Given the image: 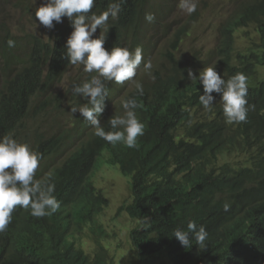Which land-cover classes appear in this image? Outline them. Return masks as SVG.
I'll return each mask as SVG.
<instances>
[{"label":"trees","instance_id":"trees-1","mask_svg":"<svg viewBox=\"0 0 264 264\" xmlns=\"http://www.w3.org/2000/svg\"><path fill=\"white\" fill-rule=\"evenodd\" d=\"M146 1L124 0L118 18L108 21L103 45L107 51L113 47L136 49L126 36L132 26L134 32L142 33L137 28L139 21L152 13L145 11ZM112 2L95 0L92 13L99 15ZM235 3L236 9L222 21L228 29L229 47L221 44L211 51L213 57H219L217 73L225 80L253 72L246 68L242 56L234 63L228 53L234 50L237 29L253 24L259 32V44L244 48L245 55H252L253 50L264 52V0ZM154 17H160V12ZM185 29H179L177 35ZM72 31L70 20L62 17L61 22H54L48 41L35 36L27 39L29 48L24 56L14 50L17 43L13 47L6 40L0 44V138L12 136L33 108L44 111L62 97L52 92L74 67L64 55ZM91 38L97 37L93 34ZM174 64L165 78L152 73L153 80L146 74L149 80L139 82L142 96L134 86L124 98L137 101V117L145 125L136 148L112 145L97 137L79 112L71 114V107L86 103V98L74 95L68 99L66 114L74 117L72 129L58 139L37 138L34 149L42 157L35 178L50 179L55 184L60 208L50 217L37 218L17 207L11 223L0 233V264H113L102 247L93 259L75 247L77 235H83L86 228L94 236L103 234L98 218L108 208L109 200L97 189L91 175L96 165H102L105 153L107 163L129 178L130 202L121 205L117 214L125 213L137 223L130 231L136 264H264V83L247 78L245 122L227 124L220 95L215 92V118L194 120L192 112L202 108L199 96L204 94L203 86L188 77L189 68L181 59H174ZM79 72L72 85L80 84L81 77L90 80L96 75L85 73L83 66H79ZM106 87L108 94H114L110 84ZM107 99L98 119L105 131H110L108 120L119 114ZM62 143L71 144L73 149L58 150ZM246 147H252L261 157L254 161V169H249L252 157ZM249 180L254 182L253 187L246 190L244 185ZM225 204L230 206L227 212ZM189 221L207 230L204 250L195 244L185 249L172 236L176 229L186 230Z\"/></svg>","mask_w":264,"mask_h":264},{"label":"clouds","instance_id":"clouds-1","mask_svg":"<svg viewBox=\"0 0 264 264\" xmlns=\"http://www.w3.org/2000/svg\"><path fill=\"white\" fill-rule=\"evenodd\" d=\"M123 2L124 0H113L106 11L97 15L92 13L95 0H47L46 4L35 10V17L39 24L49 29L53 27L54 21L59 23L62 17H67L73 29L65 46L66 51L64 55L68 64L78 66V71L79 66H83V71L85 73L96 74L93 75L90 80H88L87 76L85 78L81 77L80 84L78 85H72V82L79 75L75 74L71 77L72 81L66 90V95L71 96L68 99L71 100L74 95L76 97L80 96L86 98V103L71 107V114L79 112L94 128V134L97 137L112 145L119 143L131 149L138 146L137 138L144 134L145 125L137 117V101L134 98H124L133 91L134 86L139 95L142 96L144 94L143 86L139 83L142 79L139 82L134 80L138 69L141 67L143 59L142 50L144 49L137 47L134 51H130L126 47H113L109 52L103 47L106 34L109 30V18L111 17L113 20L118 18ZM179 7L182 11L191 15L196 11L197 3L196 0H179ZM224 7L226 8V12L224 13L222 21L236 9L237 4L235 0H226ZM154 19L155 17L152 13H147L145 15V20L149 23L153 22ZM222 21L218 28L214 30L216 35L209 49L210 53L215 48H220L221 44L228 45L229 47L230 37L228 29L222 25ZM97 28L100 29V35L98 38L92 39L91 37L96 32ZM248 28H253L256 41L248 45H243L240 50L236 51L237 31ZM130 30H132L134 37L139 34L142 35L141 32H134L133 26L129 28L127 34ZM218 33H221V35L218 36ZM225 37H227L226 40H223ZM233 37L234 50L232 53H228L232 56L234 63L242 56L245 60L246 68L253 69V72L247 73L246 76L242 73H238L225 80L215 71V66L205 67L201 71L198 68L207 64L204 59H197L196 57L191 58L184 55L173 56V48H168L164 56L172 63L167 73L161 76L158 72H153L165 78L174 68V59H181L185 63L189 68L188 77L191 80H197L203 86L204 94L199 96V103L202 108L192 112L194 120H199L201 114L212 111L214 105L212 93L215 92L220 95L219 102L222 105L225 122L229 125H238L245 122L248 112V101L246 99L247 78L255 77L258 82L264 83V81L260 79V73L258 71L259 67H264V52L262 50H253L250 56L245 55L243 52V49L251 46L252 43L259 44V32L256 30V27L251 24L248 27L239 28L235 31ZM7 44L9 47H13L14 41L8 40ZM205 46L206 44L204 43V48ZM205 53L206 52H204V56ZM202 55L203 54L200 53L199 57H202ZM143 69L151 79H155L151 72V62L145 63ZM125 82H127V86L129 85L132 87L130 90H124ZM106 84L111 85L114 94H108ZM70 89L72 93H69ZM106 96H108L107 100L110 102L112 110L119 114L113 115L108 120L110 131H105L98 119L99 115L103 112L104 99ZM66 111H69V105L62 110L63 116L68 115ZM213 115L214 113L212 112L210 117H213ZM207 119L211 120L212 118ZM73 124L74 122H64V129L59 134L52 135L51 139L60 138L66 130L72 129ZM42 139L46 140L48 138ZM69 148L73 149L71 144L62 143L58 150ZM245 149L251 153L252 157V163L249 169H254V161L258 162L261 157L257 156V151L252 147H246ZM41 158L40 154L31 150L28 144L19 143L10 135H5L0 138V233L4 232L11 223L12 213L17 207L28 210L32 216L37 218L50 217L59 210L60 203L54 195L55 184L52 183L50 179L39 180L35 178ZM116 169L118 170V168ZM253 183L252 180H249V182L244 185L246 190L251 189ZM241 190L244 194L242 186ZM229 208L230 206L228 204L224 205L225 212L229 211ZM100 226L102 229L101 224ZM88 230L90 231L89 228H86L84 233ZM82 236L83 235H77L75 247L82 250L93 259L92 257L100 252V248L91 256L81 245ZM172 236L175 237L185 249L191 248L193 244L197 245L201 250L207 248L205 242L208 239V232L203 226L198 227L195 222L189 221L186 230L176 229ZM99 237L100 236H94L98 246L104 248L99 242ZM107 255L111 260L108 251Z\"/></svg>","mask_w":264,"mask_h":264},{"label":"rangeland","instance_id":"rangeland-1","mask_svg":"<svg viewBox=\"0 0 264 264\" xmlns=\"http://www.w3.org/2000/svg\"><path fill=\"white\" fill-rule=\"evenodd\" d=\"M46 2L47 0H35V2L34 0H0V44L5 40L6 42L13 40L14 43H17L14 50H18V54L24 56L29 48L26 44L28 38L35 36L43 41H48L51 29L39 24L35 17V10ZM225 2L226 0H196V11L189 15L180 9L179 0H147L145 11H152L153 15L160 12V17L151 23L142 17L137 27L142 31V35L134 37L130 30L126 36L127 40L132 41L136 48L146 49L147 54L146 57L143 56L141 67L134 80L136 82L141 79L149 80L143 69V65L147 62L152 64V73L158 72L161 76L167 73L172 63L162 55V52L167 51L169 40L185 26V31L190 34V37L181 44L178 52H175L176 56L181 53L186 56L200 52L203 55L204 52L207 53L216 35L214 30L218 28L226 12ZM109 20L112 21V18L110 17ZM94 34L98 38L100 29L97 28ZM236 37V51L240 50L243 45L256 41L253 28L237 31ZM204 43L206 44L205 48ZM1 69L2 63L0 62V86L3 79ZM258 71L260 79L264 81V67H259ZM79 73L78 66L70 68L52 92L54 96L61 94L62 97H58L59 100L55 103L51 102L44 111L33 108L29 118L12 134V137L19 143L28 144L34 151L37 138H50L52 135H57L64 129V122H73L74 117L70 113L63 116L62 110L68 106V98L71 97L66 95L68 85L72 81L71 77ZM213 110L214 105L211 112L201 114L200 118H212L210 116ZM107 158L108 155L105 153L102 165H96L91 175L97 189L101 190L109 200L108 208L98 219L104 233L99 237V242L107 249L113 264H136L137 258L131 244L130 231L135 228L137 223L125 213L117 214L118 208L130 201L129 179L116 168L111 167L107 163ZM81 242L83 249L91 256L99 249L89 230L83 234Z\"/></svg>","mask_w":264,"mask_h":264},{"label":"bare ground","instance_id":"bare-ground-1","mask_svg":"<svg viewBox=\"0 0 264 264\" xmlns=\"http://www.w3.org/2000/svg\"><path fill=\"white\" fill-rule=\"evenodd\" d=\"M177 33H178V31L176 32V34L169 40V43H168V47L169 48H172V46L174 45V47H173V49L174 48H176L175 49V52L177 53L178 52V50H179V48H181V44L185 41V40H187V38H189L190 37V34L188 33V32H186V31H184L181 35H177ZM177 38H179V40H178V43H177V46H175V40L177 39ZM173 39H174V41H173ZM146 49H144V51H143V56L144 57H146L147 56V54H146ZM200 53H202V52H200ZM199 53V54H200ZM199 54H193V55H189V57H191V58H197V59H204L205 61H206V63L208 64H204V65H202V66H200L198 69H200L201 71L205 68V67H209V66H215V71L216 72H218V71H220V69L219 68H217V65H219V62H220V60H219V57L217 56V57H213V55H211V53L209 52V50L207 51V53L205 54V56L204 55H202V57H199ZM203 54V53H202ZM162 55L163 56H165L166 55V52H162ZM176 55V54H175ZM180 55H184L183 53H181ZM184 56H186V55H184ZM127 84V82H125L124 83V90H130L132 87L131 86H127L126 85ZM213 113H214V111H213ZM215 118V114L213 115V117H212V119L211 120H213Z\"/></svg>","mask_w":264,"mask_h":264}]
</instances>
